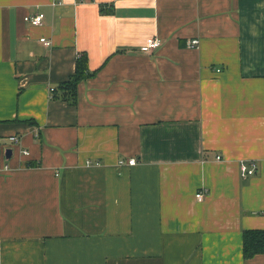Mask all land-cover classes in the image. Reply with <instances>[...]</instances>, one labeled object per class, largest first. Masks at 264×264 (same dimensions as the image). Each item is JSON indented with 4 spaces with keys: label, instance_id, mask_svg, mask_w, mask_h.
Masks as SVG:
<instances>
[{
    "label": "crops",
    "instance_id": "1",
    "mask_svg": "<svg viewBox=\"0 0 264 264\" xmlns=\"http://www.w3.org/2000/svg\"><path fill=\"white\" fill-rule=\"evenodd\" d=\"M53 3L0 0V264H264V0Z\"/></svg>",
    "mask_w": 264,
    "mask_h": 264
},
{
    "label": "trees",
    "instance_id": "2",
    "mask_svg": "<svg viewBox=\"0 0 264 264\" xmlns=\"http://www.w3.org/2000/svg\"><path fill=\"white\" fill-rule=\"evenodd\" d=\"M88 61L84 57L78 59L76 73L67 81L62 84L60 89H54L53 99H62L75 104L78 96V86L81 81L89 76ZM264 254V230H253L244 232V256L246 259H252L257 255Z\"/></svg>",
    "mask_w": 264,
    "mask_h": 264
},
{
    "label": "built area",
    "instance_id": "3",
    "mask_svg": "<svg viewBox=\"0 0 264 264\" xmlns=\"http://www.w3.org/2000/svg\"><path fill=\"white\" fill-rule=\"evenodd\" d=\"M65 1L66 0H54L53 5H62ZM24 21H25V23H27L28 25H30L32 27H40L44 24L45 14L41 13V12L36 13V14H30V15H27L24 17ZM40 40L46 47L52 46L51 40H48L47 38H41ZM199 43H200L199 40H192L189 43V46L191 48H197ZM161 45H162V41L160 39L149 38L147 40V43L145 45L144 50H145V52H150L152 50L158 49ZM53 91H54V89H51V92H53ZM11 140H12V143L14 145H17L20 142V139L17 136H13L11 138ZM24 154L29 155V152L25 151ZM220 159H221V157H218V160H220ZM125 164L130 165V166H135L137 164V160L136 159H130L127 161V163L124 161L120 162V165H125ZM10 171H11V167L8 164H4V165L0 164V173L10 172ZM241 171H242V177L248 178V177H251V176H254L257 174V166L255 164H253L252 166H247L245 164H242ZM196 197L199 201H204V194L202 192H199L196 195Z\"/></svg>",
    "mask_w": 264,
    "mask_h": 264
},
{
    "label": "water",
    "instance_id": "4",
    "mask_svg": "<svg viewBox=\"0 0 264 264\" xmlns=\"http://www.w3.org/2000/svg\"><path fill=\"white\" fill-rule=\"evenodd\" d=\"M10 154H11V151H9V154H8V156H10Z\"/></svg>",
    "mask_w": 264,
    "mask_h": 264
}]
</instances>
